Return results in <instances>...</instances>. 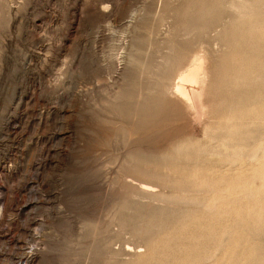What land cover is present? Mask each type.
<instances>
[{
	"label": "rangeland",
	"instance_id": "1",
	"mask_svg": "<svg viewBox=\"0 0 264 264\" xmlns=\"http://www.w3.org/2000/svg\"><path fill=\"white\" fill-rule=\"evenodd\" d=\"M0 264H264V0H0Z\"/></svg>",
	"mask_w": 264,
	"mask_h": 264
},
{
	"label": "bare ground",
	"instance_id": "2",
	"mask_svg": "<svg viewBox=\"0 0 264 264\" xmlns=\"http://www.w3.org/2000/svg\"><path fill=\"white\" fill-rule=\"evenodd\" d=\"M196 69H191L188 73L184 74L182 78L196 79Z\"/></svg>",
	"mask_w": 264,
	"mask_h": 264
}]
</instances>
